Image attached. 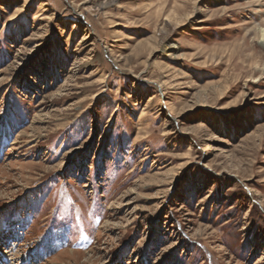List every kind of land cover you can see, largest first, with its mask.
<instances>
[{
  "label": "rangeland",
  "instance_id": "374dc122",
  "mask_svg": "<svg viewBox=\"0 0 264 264\" xmlns=\"http://www.w3.org/2000/svg\"><path fill=\"white\" fill-rule=\"evenodd\" d=\"M260 30L264 0H0V264H264Z\"/></svg>",
  "mask_w": 264,
  "mask_h": 264
},
{
  "label": "bare ground",
  "instance_id": "6f19581e",
  "mask_svg": "<svg viewBox=\"0 0 264 264\" xmlns=\"http://www.w3.org/2000/svg\"><path fill=\"white\" fill-rule=\"evenodd\" d=\"M260 32H261V40H260V42H263V41H264V33H263V30H260ZM165 48H166V47H165ZM172 49H173V47L170 45V46H167V49H166V50H167L168 52H170ZM171 55H172V54H171ZM43 243L46 244L47 241H42L41 244H40V247H42Z\"/></svg>",
  "mask_w": 264,
  "mask_h": 264
}]
</instances>
